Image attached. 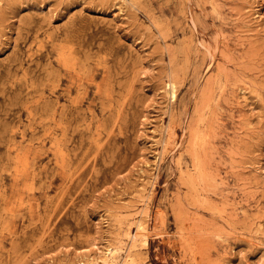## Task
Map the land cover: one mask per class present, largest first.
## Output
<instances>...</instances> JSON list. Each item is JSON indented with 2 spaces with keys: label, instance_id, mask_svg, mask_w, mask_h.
Segmentation results:
<instances>
[{
  "label": "rangeland",
  "instance_id": "rangeland-1",
  "mask_svg": "<svg viewBox=\"0 0 264 264\" xmlns=\"http://www.w3.org/2000/svg\"><path fill=\"white\" fill-rule=\"evenodd\" d=\"M113 250L264 264V0H0V264Z\"/></svg>",
  "mask_w": 264,
  "mask_h": 264
},
{
  "label": "bare ground",
  "instance_id": "bare-ground-1",
  "mask_svg": "<svg viewBox=\"0 0 264 264\" xmlns=\"http://www.w3.org/2000/svg\"><path fill=\"white\" fill-rule=\"evenodd\" d=\"M168 86H169V93L174 98L176 96V92H177L176 83L174 81H170ZM144 230H145V227L140 222L138 224L137 233L132 235L131 232H129V234H130L131 238L136 241L138 238V233L141 234ZM142 242H143V244L147 243V239H143ZM116 253H117L116 250L110 251L109 256H103L101 261L99 260V258H92L89 262L84 263V264H116V259H117Z\"/></svg>",
  "mask_w": 264,
  "mask_h": 264
}]
</instances>
